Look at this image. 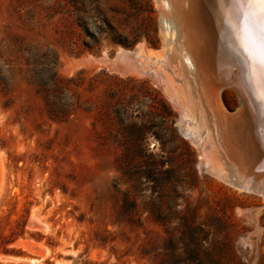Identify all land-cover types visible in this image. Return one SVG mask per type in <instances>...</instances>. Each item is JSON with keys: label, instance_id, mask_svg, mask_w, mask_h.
Returning <instances> with one entry per match:
<instances>
[{"label": "rangeland", "instance_id": "rangeland-1", "mask_svg": "<svg viewBox=\"0 0 264 264\" xmlns=\"http://www.w3.org/2000/svg\"><path fill=\"white\" fill-rule=\"evenodd\" d=\"M163 12L0 0V264H264L263 194L213 172L153 75L117 55L159 57ZM220 99L236 112L234 88Z\"/></svg>", "mask_w": 264, "mask_h": 264}, {"label": "bare ground", "instance_id": "bare-ground-1", "mask_svg": "<svg viewBox=\"0 0 264 264\" xmlns=\"http://www.w3.org/2000/svg\"><path fill=\"white\" fill-rule=\"evenodd\" d=\"M158 2L169 27L161 57L144 45L117 55L153 75L179 110L184 133L213 172L264 196L259 9L247 7L244 0H224L223 8L217 0ZM224 85L237 92L235 113L220 103Z\"/></svg>", "mask_w": 264, "mask_h": 264}, {"label": "snow or ice", "instance_id": "snow-or-ice-1", "mask_svg": "<svg viewBox=\"0 0 264 264\" xmlns=\"http://www.w3.org/2000/svg\"><path fill=\"white\" fill-rule=\"evenodd\" d=\"M247 7H256L260 12V26H259V62L261 73L264 74V0H244ZM217 5L224 7V0H217ZM252 53L250 52V55ZM262 99H264V92H262Z\"/></svg>", "mask_w": 264, "mask_h": 264}]
</instances>
